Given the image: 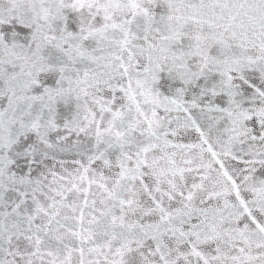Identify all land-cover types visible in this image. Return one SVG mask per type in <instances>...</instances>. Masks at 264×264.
<instances>
[{
	"label": "snow or ice",
	"instance_id": "1",
	"mask_svg": "<svg viewBox=\"0 0 264 264\" xmlns=\"http://www.w3.org/2000/svg\"><path fill=\"white\" fill-rule=\"evenodd\" d=\"M0 264H264V0H0Z\"/></svg>",
	"mask_w": 264,
	"mask_h": 264
}]
</instances>
